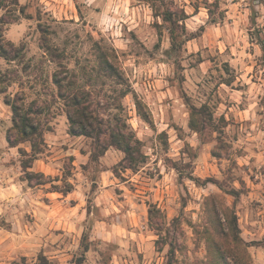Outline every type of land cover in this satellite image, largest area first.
Returning a JSON list of instances; mask_svg holds the SVG:
<instances>
[{
  "label": "clouds",
  "instance_id": "clouds-1",
  "mask_svg": "<svg viewBox=\"0 0 264 264\" xmlns=\"http://www.w3.org/2000/svg\"><path fill=\"white\" fill-rule=\"evenodd\" d=\"M0 264H264V0H0Z\"/></svg>",
  "mask_w": 264,
  "mask_h": 264
},
{
  "label": "rangeland",
  "instance_id": "rangeland-1",
  "mask_svg": "<svg viewBox=\"0 0 264 264\" xmlns=\"http://www.w3.org/2000/svg\"><path fill=\"white\" fill-rule=\"evenodd\" d=\"M57 230H58V231H63L64 229H63L62 227L58 226V227H57Z\"/></svg>",
  "mask_w": 264,
  "mask_h": 264
}]
</instances>
